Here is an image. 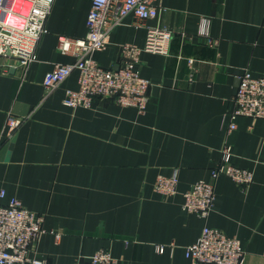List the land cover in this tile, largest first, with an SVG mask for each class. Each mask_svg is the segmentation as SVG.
<instances>
[{"label": "crops", "instance_id": "obj_1", "mask_svg": "<svg viewBox=\"0 0 264 264\" xmlns=\"http://www.w3.org/2000/svg\"><path fill=\"white\" fill-rule=\"evenodd\" d=\"M91 6L53 0L26 72L0 56V204L15 197L45 217L38 256L50 264H90L100 249L114 264H191L185 249L205 226L238 238L243 264H264V119L239 117L229 132L228 116L239 75L248 69L264 77V0H161L157 18H125L95 56L104 67H117L125 44L143 47L148 27L174 35L169 56L141 54L138 69L151 82L144 113L107 99L92 108L66 106V92L79 88L78 72L45 96L46 75L76 61L58 51L59 37L85 38ZM205 17L216 46L199 35ZM9 116L23 120L11 140L4 132ZM225 144L254 181L241 187L221 176L204 219L184 209V194L212 180ZM174 174L177 194L155 191L158 176Z\"/></svg>", "mask_w": 264, "mask_h": 264}, {"label": "built area", "instance_id": "obj_2", "mask_svg": "<svg viewBox=\"0 0 264 264\" xmlns=\"http://www.w3.org/2000/svg\"><path fill=\"white\" fill-rule=\"evenodd\" d=\"M161 0H92L87 20L85 38L60 36L58 51L73 55L71 64H58L44 78L43 85L49 96L74 72L79 73V88L68 90L64 104L71 108H92L96 99L113 100L122 107H133L144 113L149 104L151 82L142 77L138 66L143 52L169 56L173 33L160 28H147L145 45L125 44L116 68H107L97 62V53L106 50L112 31L132 15L138 20L157 18L161 12ZM53 0H0V56L16 60V68L26 72L37 59V47L47 33V21ZM209 18H202L200 37L211 46L218 45L209 33ZM192 64V61H190ZM234 98V109L229 112V132L237 129L239 117L264 119V77H256L250 70L239 75ZM23 120L9 116L4 132L13 139ZM231 146L225 144L218 166L212 170L211 181H199L184 194V209L207 219L215 204V183L221 176L231 178L241 187L254 181V173L232 162ZM155 191L163 196L178 192V177L160 175ZM6 191L0 193V200ZM45 217L27 209L13 197L6 205L0 204V264H50L38 256L41 238L47 233ZM56 235L60 240L61 235ZM164 246H158L164 252ZM191 264H243L245 249L238 238L230 237L222 230L205 226L198 240L185 249ZM90 264H114L110 251L98 250L89 258ZM76 264H80L79 262Z\"/></svg>", "mask_w": 264, "mask_h": 264}, {"label": "water", "instance_id": "obj_3", "mask_svg": "<svg viewBox=\"0 0 264 264\" xmlns=\"http://www.w3.org/2000/svg\"><path fill=\"white\" fill-rule=\"evenodd\" d=\"M14 141V140H13Z\"/></svg>", "mask_w": 264, "mask_h": 264}]
</instances>
